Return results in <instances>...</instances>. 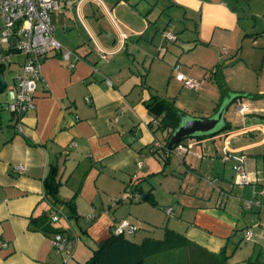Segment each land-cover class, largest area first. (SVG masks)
<instances>
[{
  "label": "crops",
  "instance_id": "1",
  "mask_svg": "<svg viewBox=\"0 0 264 264\" xmlns=\"http://www.w3.org/2000/svg\"><path fill=\"white\" fill-rule=\"evenodd\" d=\"M55 1L57 8L51 15L53 35L63 49L74 55L71 57L74 67L69 69L57 52L44 58L41 62L44 81L36 87L35 109L18 120L7 110L6 94L15 91L14 75L24 61V56L15 52L9 64L12 83L0 94V264H83L98 244L110 237L113 225L118 223L112 221L108 210L114 203H121L118 198L122 193L127 198L132 195L127 189L133 180L142 181L138 178L141 171L149 176L155 174L152 167L146 168L145 149L153 156L161 155L164 165L170 162V155L174 156L179 163L178 171L184 169V174L191 179L201 180L189 195L193 201L202 203H188L193 211L184 206L180 209L183 231L164 228V232L170 230L183 236L185 245L166 252L167 256L160 262L149 258L146 264H189L185 254L189 250L198 257L201 252L222 259L233 246L247 256L243 262L264 252V68H261V77L239 73L238 89L235 85L230 87L223 76L215 81L214 93L218 99L208 118L220 105L240 95L243 97L234 103L248 109L239 114L242 125L233 124L225 111L224 120L231 126L225 134L187 138L190 141L183 140L169 152L166 146L171 129L161 130L158 119L145 108L153 95L129 76L130 70L121 62L126 41L144 35L151 24L148 14H154L156 9L149 12L145 6L139 9L136 0ZM164 1L159 16L170 8L172 12L183 11V19L187 18L185 8L199 13L200 34L209 44L217 29L232 31L238 26L241 28L238 49L246 39L258 43L264 66V0ZM235 7H238V17ZM175 41L176 38L170 42ZM91 44L97 52L106 53V60H100L107 61V56H112V62L97 65ZM10 48L11 45L0 42V57ZM175 66L177 62L171 68L173 78ZM178 67V72L192 78V71L185 72ZM0 73L4 75L3 69ZM106 80L111 83L110 87ZM220 81L226 89L223 95ZM175 82L177 93L169 101L174 100L185 116L197 118L193 113V116L187 114V109L178 101L187 106L192 105L193 99L195 103L204 83L198 91H192ZM18 166L23 171H16ZM51 166L58 168L59 199L74 201L77 213L74 220L84 218L78 221L82 227L87 218L89 223L84 231L81 227V231L72 230L68 220L60 224V218L56 222L49 219L43 222L47 215L54 213L43 192V181ZM235 166H241L249 182L230 189L236 175ZM148 194L152 197L151 192ZM251 200L258 205L247 207ZM184 210L186 215L191 214L186 217ZM43 225L46 229L61 231V236L68 239L70 258L52 246L53 234L42 231ZM248 232L252 233V239L246 241ZM80 235L86 247L79 246ZM193 262L196 263L195 259Z\"/></svg>",
  "mask_w": 264,
  "mask_h": 264
},
{
  "label": "rangeland",
  "instance_id": "2",
  "mask_svg": "<svg viewBox=\"0 0 264 264\" xmlns=\"http://www.w3.org/2000/svg\"><path fill=\"white\" fill-rule=\"evenodd\" d=\"M136 1L139 3V9L145 6L147 12L153 8L156 11H154V14L151 12L148 14V20L151 24L149 25V29L145 30L144 35L139 36V38L133 37L129 41H126L125 48L122 51L121 62L124 63L125 69L130 70L131 74L129 76L134 78L140 87H146L145 91L149 95H157L162 99L168 100L175 97L177 93L174 91L176 82L173 78L171 68L177 62L178 66L183 68V71H192L193 75L190 76L204 83L203 90L199 93L200 98L196 99L195 103L193 99L194 104L191 103L192 105L187 106V104L181 101H178V103L187 109V114L191 116L194 114L195 116L193 117L197 118H208L215 104L214 102L218 99V95L214 92L217 90L215 83L219 80L220 76L224 77L225 82L230 87H234L235 85L237 89L239 73L248 72L251 75L262 76L263 70L261 68H264V66L261 64V57L263 52L257 49L260 47L258 43L253 44V41L249 39H246L240 49H238L240 45L238 43V35L241 33V28H238V26L232 31L231 29H217L211 44H209L208 41L202 39L200 34L201 23L199 13L197 14L185 8L187 10V18L183 19V11L179 13L172 12L170 8L168 11L165 10V14H160L159 16L161 10L160 5L165 2L164 0ZM157 1H159L158 4ZM235 10L238 17V7H235ZM241 18H243L242 14ZM155 20L156 23H154ZM241 20L244 22L243 20L245 19ZM163 33L165 34L162 37ZM167 34L174 35L176 41L171 43L165 39V35ZM207 43L208 45H206ZM91 48L94 51L93 55L95 56V60L98 61L97 65H103L102 62H112V56H107V61H102L99 59L98 52L93 44H91ZM159 49L161 50L160 55L158 54ZM2 69L5 75V81L11 84L13 75L10 70V65H4ZM252 89L254 90L255 88L253 87ZM239 105L240 103H232L226 108V111L233 124L238 122V125H242V116L237 114L236 111ZM225 116L224 114V118ZM221 133L225 134L226 131ZM187 141H190V139L185 140V142ZM217 142H220V140H217ZM143 156L148 161L146 168L150 169L152 167L155 174L149 176L146 173L143 174L144 170L141 171V174H138V178H141L142 181L137 182L136 179L133 180L127 189V191L132 192L133 197L131 195L127 198V194L122 193V196L118 198V202L121 203H114L107 213L112 217L111 219L114 222H121L123 219H126L129 223L134 222L139 227L135 234L127 236L128 239L134 242H141L146 237L160 239L163 236L164 228L172 230L178 228V230L183 231L184 226L181 222L183 219L179 218L180 209L184 206V209L193 211L190 208V204H188L190 202L202 205V203L199 204L197 201H193V197L189 195L195 191V188L201 180L191 179L187 174H184V169L178 171L177 166H179V163L174 156L170 155V162L167 165H164L161 155L155 154L153 156L149 149H145ZM211 185L217 186V184ZM229 186L230 189H238V187H241L235 186L234 180L232 185ZM139 192H143L145 195L151 192L156 205L154 206L149 202L142 201V198L138 195ZM135 196L139 198L135 199ZM168 209L172 210L171 215L167 214L166 211ZM187 210H184L186 217L191 214L186 215ZM65 217V215L61 216L59 223L66 224L68 220V224L72 225V230L81 231L80 229L82 228L84 231V227L87 228V223H89L86 220L87 218H85V223L82 227V223L78 221L84 218L76 221L74 218ZM84 243L85 239L80 235V239L78 238L79 246L86 247ZM181 251L185 252V250ZM185 254L189 259V264H194L193 259H195L196 263L201 262V264H216L218 261L216 260L217 258L204 255L201 252L197 254H200V257L196 256L194 251L191 252L190 250L188 254ZM166 256V253L156 255L151 257L153 258L151 261L160 262ZM245 257L247 256H244L243 251L230 246L227 255L224 254L221 261L222 264H245L246 260L243 262Z\"/></svg>",
  "mask_w": 264,
  "mask_h": 264
},
{
  "label": "built area",
  "instance_id": "3",
  "mask_svg": "<svg viewBox=\"0 0 264 264\" xmlns=\"http://www.w3.org/2000/svg\"><path fill=\"white\" fill-rule=\"evenodd\" d=\"M56 8L57 2L55 0H0V19L3 21V28L0 30V42L11 45L9 51L1 55L0 66L11 64V58L15 52L24 56L23 63L14 75L16 83L14 101L7 106V110L18 120H21L27 112L35 109L33 98L36 87L39 82L44 81L41 72V62L44 58L52 52H57L69 69L74 67L71 61V57L74 55L63 49L53 35L54 28L51 24V15ZM165 38L170 41L175 40L172 34H167ZM98 55L100 59L106 60L104 51L99 50ZM75 59L77 58L75 57ZM178 69V66L174 68L175 80L189 90L198 91L201 82L184 76L178 72ZM106 85L110 87L111 83L106 80ZM236 111L238 114H244L248 112V109L244 105H239ZM18 129H20L19 124ZM16 171L21 172L23 168L18 166ZM234 171L236 172L235 185L244 186L249 182V177L241 166H235ZM134 198L138 199L139 197L135 196ZM253 204L258 205L251 200L247 202V207ZM166 212L170 214L172 210L168 209ZM61 216L64 214L60 210H54L50 219L52 222H56ZM138 229V226L122 220L113 225L112 233L130 236L135 234ZM244 239L246 241L251 240L252 233L248 232ZM51 244L59 251L65 252L67 258L71 257L72 252L69 249L67 238L59 234L54 235Z\"/></svg>",
  "mask_w": 264,
  "mask_h": 264
},
{
  "label": "trees",
  "instance_id": "4",
  "mask_svg": "<svg viewBox=\"0 0 264 264\" xmlns=\"http://www.w3.org/2000/svg\"><path fill=\"white\" fill-rule=\"evenodd\" d=\"M2 67L3 66H0V69H2ZM221 82L222 81L219 82V86L223 95L226 89ZM242 97L243 96L236 95L232 98V102L230 103L232 104ZM145 108L150 115L158 119L157 124L161 130L171 129L169 137L180 123L182 116L185 115L184 112L175 106L174 100L169 101L155 95L151 96L145 103ZM230 127V124L224 120L222 122V130L219 133L229 130ZM59 188L58 168L56 166H51L47 177L43 181L44 197L48 200L53 210H60L68 218H77L74 201L60 200L58 197ZM146 196V201H149L152 205H156L150 194ZM51 214L52 212L50 215ZM50 215H47L45 217L46 219H43V222L47 221V219L51 221ZM40 229L52 233L53 236L57 234L61 235L62 233L61 231L46 229L44 225L40 226ZM184 245V237L170 230H165L164 237L161 240L149 237L145 238L140 244L130 241L127 236L115 235L112 233L109 238L98 244L97 248L83 264H146L147 259L182 248ZM216 260H218L216 264H222V259ZM196 264H201V262H197ZM245 264H264V252H259L248 258Z\"/></svg>",
  "mask_w": 264,
  "mask_h": 264
},
{
  "label": "water",
  "instance_id": "5",
  "mask_svg": "<svg viewBox=\"0 0 264 264\" xmlns=\"http://www.w3.org/2000/svg\"><path fill=\"white\" fill-rule=\"evenodd\" d=\"M2 50L0 49V54ZM14 86L16 83L13 82ZM9 85L5 81L4 75L0 73V94H3L8 89ZM7 94V105L14 101L15 91L10 90ZM230 101V100H229ZM228 104L223 103L218 111L209 118H192L183 115L180 123L176 129L172 132L170 139L167 143L166 149L171 152L173 148L183 140L187 138L197 137V136H209L218 134L222 130V122L224 121V114ZM142 200L146 199V195L143 192L138 194Z\"/></svg>",
  "mask_w": 264,
  "mask_h": 264
}]
</instances>
